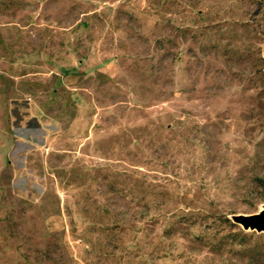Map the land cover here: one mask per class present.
<instances>
[{"label": "rangeland", "instance_id": "rangeland-1", "mask_svg": "<svg viewBox=\"0 0 264 264\" xmlns=\"http://www.w3.org/2000/svg\"><path fill=\"white\" fill-rule=\"evenodd\" d=\"M264 0H0V264H264Z\"/></svg>", "mask_w": 264, "mask_h": 264}, {"label": "water", "instance_id": "water-1", "mask_svg": "<svg viewBox=\"0 0 264 264\" xmlns=\"http://www.w3.org/2000/svg\"><path fill=\"white\" fill-rule=\"evenodd\" d=\"M230 217L233 222L240 224L243 229L255 230L257 232L264 231V203L254 213L233 214Z\"/></svg>", "mask_w": 264, "mask_h": 264}]
</instances>
